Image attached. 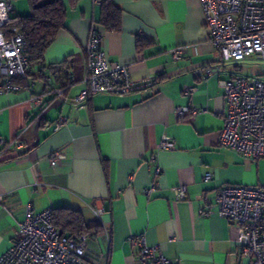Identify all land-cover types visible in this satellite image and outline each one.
Here are the masks:
<instances>
[{"label": "crops", "instance_id": "crops-1", "mask_svg": "<svg viewBox=\"0 0 264 264\" xmlns=\"http://www.w3.org/2000/svg\"><path fill=\"white\" fill-rule=\"evenodd\" d=\"M9 1L13 17L30 13L27 0ZM63 1L67 17L44 65L28 67L27 77L17 80L21 90L0 92V138L8 142L0 151V256L29 207L33 213L67 207L88 223L100 222L101 233L88 234L85 245V258L97 264H139V247L130 236H143L176 264H245V233L215 207L208 215L201 212L208 207L205 199H214L224 184L264 182V161L255 163L219 143L226 114L221 80L237 65L206 76L220 55L201 0H112L123 10L120 31L99 26L103 0ZM94 27L103 31L111 64L127 66L134 81L154 83L75 105L85 86V47ZM138 36L151 44L139 50ZM178 46L184 54L176 60L172 49ZM185 88L193 93L185 95ZM178 107L202 111L182 120ZM60 118L66 120L57 127ZM164 137L175 142L174 149L159 148ZM15 142L33 150L18 149ZM55 151L66 157L53 167L49 157ZM180 185L186 197L176 200L173 188ZM98 207L104 209L101 217Z\"/></svg>", "mask_w": 264, "mask_h": 264}, {"label": "built area", "instance_id": "built-area-1", "mask_svg": "<svg viewBox=\"0 0 264 264\" xmlns=\"http://www.w3.org/2000/svg\"><path fill=\"white\" fill-rule=\"evenodd\" d=\"M201 7L210 40L220 55L217 65L206 68L207 77L222 72L228 63L237 65L253 57L264 60V0H201ZM12 11L9 0L0 1V92L24 87L17 80L27 77L30 60L23 32L18 26H8ZM102 41L103 31L92 28L85 47V86L73 98L75 105L84 107L97 94L129 93L154 83L153 80L146 83L134 81L127 66L111 64ZM172 54L176 60L181 59L184 47H175ZM221 83L226 114L220 145L248 159L264 158V80L234 71ZM193 90L185 88L184 93L191 95ZM35 103L42 104V98L36 96ZM201 111L178 107L176 114L179 119L191 120ZM65 120L60 118L57 127ZM7 146L8 142L0 138V148L5 150ZM15 146L33 150L32 145L22 142H15ZM159 148L174 149L175 142L164 137ZM65 157L63 151L53 152L49 157L51 166L58 165ZM204 179L211 180L212 174L206 173ZM173 190L176 200L186 197L185 186H176ZM205 200L208 207L202 210L203 215H208L209 209L215 207L220 216L236 223L245 233L242 249L245 264H264V184L227 183L216 190L214 199ZM95 212L101 217L104 209L98 207ZM52 216V209L33 213L29 207L25 220L18 225L12 245L0 256V264H97L85 258L87 235L68 236L53 224ZM129 241L139 247V264H176L158 247L147 245L143 236H130Z\"/></svg>", "mask_w": 264, "mask_h": 264}, {"label": "trees", "instance_id": "trees-1", "mask_svg": "<svg viewBox=\"0 0 264 264\" xmlns=\"http://www.w3.org/2000/svg\"><path fill=\"white\" fill-rule=\"evenodd\" d=\"M31 6L27 15L12 16L8 26H18L23 32L29 56V66L44 65V54L64 27L67 8L63 0H27ZM76 3L78 0H71ZM122 8L112 0H103L99 26L105 31H120L122 28ZM151 44L142 36L137 38L139 50ZM28 66V67H29ZM28 72V70H27ZM3 150L0 148V151ZM53 210L52 222L68 236L100 234V222H86L75 209L61 207Z\"/></svg>", "mask_w": 264, "mask_h": 264}, {"label": "rangeland", "instance_id": "rangeland-1", "mask_svg": "<svg viewBox=\"0 0 264 264\" xmlns=\"http://www.w3.org/2000/svg\"><path fill=\"white\" fill-rule=\"evenodd\" d=\"M235 70L237 74L244 75V76H250V77H257L264 80V60H261L258 57H253L252 59L237 64V67H235ZM254 161L255 163L257 161H264V158L260 159H250ZM262 168L264 170V164H262ZM256 184H264V182L259 183L256 182L255 184L250 185H256Z\"/></svg>", "mask_w": 264, "mask_h": 264}]
</instances>
